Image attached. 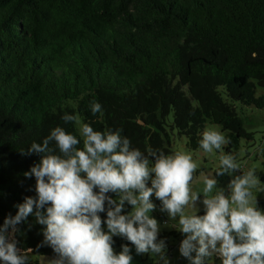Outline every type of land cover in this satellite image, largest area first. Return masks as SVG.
<instances>
[{
	"label": "trees",
	"instance_id": "1",
	"mask_svg": "<svg viewBox=\"0 0 264 264\" xmlns=\"http://www.w3.org/2000/svg\"><path fill=\"white\" fill-rule=\"evenodd\" d=\"M262 87L264 0H0V224L35 196V178L23 174L40 156L20 150L56 126L79 138L65 113L95 130L122 129L141 151L165 153L172 136L201 148L205 126L214 124L230 137L222 153L236 156L242 140H254L239 112L264 107ZM93 102L102 105L95 115ZM257 202L264 210L262 192ZM18 228V247L55 256L41 246L43 226L34 217ZM175 229L159 238L167 242ZM113 240V248L132 245Z\"/></svg>",
	"mask_w": 264,
	"mask_h": 264
},
{
	"label": "clouds",
	"instance_id": "2",
	"mask_svg": "<svg viewBox=\"0 0 264 264\" xmlns=\"http://www.w3.org/2000/svg\"><path fill=\"white\" fill-rule=\"evenodd\" d=\"M90 111L100 113L102 105L93 102ZM62 119L79 125V138L56 126L42 142L20 150L23 156H40L23 174L35 178V196H25L15 206V215L0 224V264H28V252L18 247L16 233L30 216L43 226L41 246L55 253L48 264H132L130 247L122 244L117 253L113 236L129 241L136 254L157 256L169 264L166 241L159 238L161 225L150 215L156 209L153 196L174 222L171 226L184 234L179 252L190 264H206L213 256L220 264H264V210L256 194L264 192V186L254 168L244 170L236 156L222 153L213 172L233 177L226 186L228 194L217 187L213 172L202 173L203 188L194 189L200 164L191 152L141 151L122 136V129L95 130L68 113ZM230 142L221 131L207 128L200 147L213 153ZM198 201L203 215L197 214ZM126 202L131 205L127 212Z\"/></svg>",
	"mask_w": 264,
	"mask_h": 264
},
{
	"label": "rangeland",
	"instance_id": "3",
	"mask_svg": "<svg viewBox=\"0 0 264 264\" xmlns=\"http://www.w3.org/2000/svg\"><path fill=\"white\" fill-rule=\"evenodd\" d=\"M257 94H264V87L257 88ZM239 116L242 118L244 122V127L247 131L253 133L254 140L253 142H246L244 140L241 141V146L236 151L237 161L244 165V170H247L249 167L254 168L256 170L257 176L262 172V149L264 147V107L261 109H256L254 107H244L240 112ZM81 121V120H80ZM82 123V122H81ZM79 127V125H78ZM214 128L216 130L221 131V128L214 124H207L205 129ZM204 129V130H205ZM222 132V131H221ZM223 133V132H222ZM252 143V144H251ZM172 144V152L175 150H186L192 153L194 160L200 164V168L197 170L195 176L196 179L193 182L194 189H202L203 183L201 180L202 173H212L219 164V156L222 154V151H213V153H205L202 148L192 150L186 147L185 139L183 137L172 136L171 137ZM240 172H235L233 175H240ZM214 176V175H213ZM233 177L227 175V177L223 180H217V187L225 188V193L228 194L227 184ZM262 186L264 184L261 183ZM255 191V190H253ZM264 194V192H262ZM258 194V193H256ZM201 201L203 198V194H200ZM198 212L204 213V206L202 202H197ZM131 210V209H130ZM150 215L157 219V221L161 225L162 231H169L173 227L171 226L174 222L169 221L168 215L166 212L160 211V206L156 207V209L150 212ZM177 236H172L166 242L167 250L166 255L169 258V264H190V262L184 258L179 252V245L182 239H184V234L180 232L177 228ZM131 249V254L133 257L132 264H162L159 261L157 256H153L150 254H136L135 247L133 245L129 246ZM114 250L118 253L121 248ZM28 252L29 261L35 262L37 261L39 264H48L49 259L53 258V256L49 255H39L32 254L30 251ZM195 255V253H193ZM215 257L211 258V261H206V264H214Z\"/></svg>",
	"mask_w": 264,
	"mask_h": 264
}]
</instances>
